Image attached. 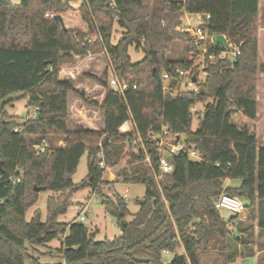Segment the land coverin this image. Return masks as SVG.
<instances>
[{
  "label": "trees",
  "instance_id": "trees-1",
  "mask_svg": "<svg viewBox=\"0 0 264 264\" xmlns=\"http://www.w3.org/2000/svg\"><path fill=\"white\" fill-rule=\"evenodd\" d=\"M70 1L0 3V264H37L28 247H44L55 239H62L58 252L63 264H201L200 256L207 252L226 253L231 262L240 241L230 226H238L234 223L238 215L225 221L214 200L222 193L244 200L245 209L257 208L259 227L264 228V216L259 215L264 208V148L257 146V88L259 75L264 76L260 0H162L158 10L152 8L153 0H82L77 10ZM73 12L86 25L87 34L64 31L46 16ZM184 14L207 16L203 29L240 45V53L233 62L205 61L206 76L195 83L196 92L174 94L180 83L175 69L199 74L198 65L189 60L196 49L187 34L177 30ZM115 26L121 36L113 45ZM176 44L181 45L179 54L174 53ZM130 47L143 53L139 62H131ZM102 51L126 89L119 94L109 88V81L103 83L102 130L70 131L68 94L74 89L70 81L59 79L60 64L71 55ZM163 73L169 77L168 90ZM13 97L25 100L29 110L38 108L36 116L22 123L8 116L4 108ZM79 97L83 100V95ZM196 105H201L200 113L191 110ZM129 120L141 143L118 132ZM154 136L182 141L200 160L172 154L167 158L173 171L161 175ZM51 137L63 140L65 146L50 149ZM43 141L47 147L38 153L33 147ZM98 144L110 167L118 164L126 145L136 148L119 177L123 184L145 188L129 223L121 196L102 199L104 211L119 227L123 221L125 228L118 237L101 242H95L76 220L57 222L69 207V194L89 187L99 195L107 184L95 159ZM84 154L87 176L73 184L71 177ZM227 181L238 185L226 186ZM41 192L61 197L47 200L44 223L39 212L27 222L25 215ZM136 254L145 259L135 258ZM164 254L172 255L171 260L164 262Z\"/></svg>",
  "mask_w": 264,
  "mask_h": 264
},
{
  "label": "rangeland",
  "instance_id": "rangeland-1",
  "mask_svg": "<svg viewBox=\"0 0 264 264\" xmlns=\"http://www.w3.org/2000/svg\"><path fill=\"white\" fill-rule=\"evenodd\" d=\"M11 5H17L19 0H6ZM162 0H153L152 8L158 10L160 8ZM82 3V0H72L69 5L74 10H77ZM259 53L264 55V0H260L259 3ZM63 23L66 29H72L81 31L87 34V27L81 21L78 13L73 12L62 16ZM185 21L182 18V24ZM194 25V21L190 22ZM117 32L113 33L111 44H116L121 36V30L115 26ZM181 45L176 44L174 47V53H181ZM130 60L132 63H137L143 58L141 51H135L133 47L128 50ZM259 59V63L261 62ZM198 61L195 60L193 65L196 66ZM112 73L111 64L107 58L105 51H102L96 55L89 56H74L71 55L68 59L63 60L59 67L58 77L62 81H70L74 89L73 92L68 94V118L67 128L70 131L78 129H90L100 131L104 124L103 111L99 108L102 103L105 89L102 86L103 83L110 80ZM204 76L200 75V79L203 80ZM180 90H184L182 84L177 86ZM83 95V100L79 97ZM258 120H257V146L264 147V76L258 78ZM197 112H201V105H196ZM31 111L26 106L25 100H19L15 97L12 98L9 105H6L4 112L15 119L17 123H22L28 117L31 116ZM197 125V119L193 117L192 129L195 130ZM65 143L63 140L51 137L48 138V146L50 149L58 147L59 142ZM165 152L163 156L168 157L167 148H163ZM136 151V148L126 145L124 154L120 158L116 166L110 167L103 172V180L107 184L100 187L101 194L96 195V199L92 197V190L89 187L84 188L76 193H71L68 196V204L66 212L59 216L58 223L70 224L77 220L79 216H83L84 220L82 224L88 228L90 234H94L91 237L95 242H101L105 239L112 240L120 235V227L114 217L107 214L101 204L104 197L113 199L115 195L121 196L124 190H127L126 206L128 210V216L125 219V223H129L139 210L138 201L142 200L145 192L144 185L142 184H123L119 177V172L122 168L127 166L130 153ZM87 176V155L84 154L79 161V165L71 177L73 184H79ZM235 185L238 182H234ZM66 195V194H65ZM61 197L59 193L41 192L38 194L37 203L31 207L26 215L25 220L29 222L34 212L40 213V221L42 223L46 220V203L49 198L54 201H58ZM244 205L247 203L242 200ZM88 206L89 212L82 211L84 205ZM257 208L254 210L245 209V211L238 215V226L232 227L233 235L236 236L239 241L246 239L251 241V244L245 246L239 244L236 247L237 256L229 262V256L226 253L219 254L216 252L203 253L200 256L201 264H264V228L259 227L257 219ZM222 218L227 221L232 214L230 212H220ZM259 215L264 216V208H260ZM62 239H55L48 243L44 247H28L29 255L37 261V264H63L62 257L58 252ZM181 253V249L177 251ZM164 262L171 260L172 255L164 254ZM251 255V256H248ZM135 258L142 260L144 256L135 255ZM25 264H34L31 261H26Z\"/></svg>",
  "mask_w": 264,
  "mask_h": 264
},
{
  "label": "built area",
  "instance_id": "built-area-1",
  "mask_svg": "<svg viewBox=\"0 0 264 264\" xmlns=\"http://www.w3.org/2000/svg\"><path fill=\"white\" fill-rule=\"evenodd\" d=\"M46 16H49L50 18L54 17V15H49V14H47ZM183 20L185 22L177 30L187 34L192 45L195 47L196 53L192 56H189V60H191L192 62H194L195 60L198 61V64L196 65H198L199 74L192 75L191 70L182 71L179 69H175L174 73L180 78L179 85L182 84L184 90H191L193 92H196L197 89L195 83L201 80L200 75H203L204 77L206 76V73H204L205 61L228 60L233 62L240 53L239 52L240 45L239 46L232 45L229 42V40H227L225 37L224 39L227 43L226 47H223L221 45H216L213 39L215 35H209L203 29V24L205 23V21L202 15L200 14H195V15L184 14ZM192 21H194V25L190 24V22ZM161 78L164 81V89L168 90V86H167V82L169 80L168 75L166 73H163ZM109 88L114 92H118L119 94H122L123 91L126 89V85L123 82H120L115 77L113 71L111 73L109 80ZM184 90H180L179 88H174L173 92L174 94H178ZM37 110L38 108L32 109L31 117L36 116ZM191 110L195 111L196 110L195 106L192 107ZM118 132L123 134H131L134 139V142L141 143L140 137L131 120L121 125L118 129ZM165 134H166L165 131H163V135ZM152 138L154 141L157 142L158 153L160 154L158 160V170L161 175L170 174L174 168L173 164L168 160V158L162 155V153L165 152V150L163 149L164 147L168 149L167 150L168 157H170V155L172 154L183 153L191 159L200 160L196 152H194L193 150H188L185 144L182 141H179L178 139L175 140L170 138L164 139L162 138V136H158V137L154 136ZM64 146L65 143L61 141L58 143V147H64ZM46 147H47V143L46 141H43L41 145L34 146L33 148L38 153H43ZM98 148L99 150L95 153V159L98 162V167L104 171L108 168V166L105 162L104 152L100 144H98ZM145 163H149V159L147 157L145 158ZM154 178L156 181H158L159 177L154 176ZM18 181L19 180L17 179L15 182ZM127 193L128 191L124 190V193L122 195L124 201H126ZM92 197L95 199L97 198L94 192L92 193ZM214 207L220 212L221 211L230 212L232 215H239L245 211L244 204L238 197L231 196L225 193H222L214 200ZM82 211H86L87 213L89 212L88 206L86 204L82 207ZM83 220L84 217L80 215L78 221L77 220L76 221L82 223Z\"/></svg>",
  "mask_w": 264,
  "mask_h": 264
},
{
  "label": "water",
  "instance_id": "water-1",
  "mask_svg": "<svg viewBox=\"0 0 264 264\" xmlns=\"http://www.w3.org/2000/svg\"><path fill=\"white\" fill-rule=\"evenodd\" d=\"M0 3L6 4L7 1L6 0H0ZM202 17H203L204 21L207 20V17L205 15H202ZM53 20L56 21L60 25V27H61L62 30H64V31L66 30V27H65V25L63 23V20H62V17L60 15H55L53 17ZM213 39H214V43L216 45H221L223 47H226L227 43H226V41L224 39V36H222V35H215ZM40 190L41 189H39V188H34V191L35 192H39ZM124 228H125V223L122 221L120 223V229H124ZM93 236H94V234H90V237H93ZM240 244L247 246V245L251 244V241L246 240V239H241L240 240Z\"/></svg>",
  "mask_w": 264,
  "mask_h": 264
},
{
  "label": "crops",
  "instance_id": "crops-1",
  "mask_svg": "<svg viewBox=\"0 0 264 264\" xmlns=\"http://www.w3.org/2000/svg\"><path fill=\"white\" fill-rule=\"evenodd\" d=\"M103 97H104V96H103ZM260 148H264V147L261 146ZM233 184H234V183L229 182V181L226 182V186H228V185H233ZM234 185H235V184H234ZM237 185H238V184H237Z\"/></svg>",
  "mask_w": 264,
  "mask_h": 264
}]
</instances>
